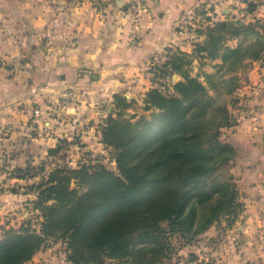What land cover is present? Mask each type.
Listing matches in <instances>:
<instances>
[{"label": "crops", "instance_id": "obj_1", "mask_svg": "<svg viewBox=\"0 0 264 264\" xmlns=\"http://www.w3.org/2000/svg\"><path fill=\"white\" fill-rule=\"evenodd\" d=\"M131 2L0 0V217L12 212L20 225L26 214L20 219L14 211L35 198L24 188L39 179L10 177L11 171L41 164L79 132L84 152L106 153L100 129L117 112L116 95L136 102L128 114H142L152 88L149 62L169 48L193 51L179 27L185 15L205 4L217 20L243 17L249 24L264 18V0H148L150 12L135 27L126 11ZM215 64H223L222 57ZM242 64L237 72L248 86L237 94L251 89L245 100L259 117L257 125L243 122L231 133L237 157L230 172L244 209L232 227L222 220L203 233L195 249L182 253L185 264H264V66L251 60ZM73 91L77 98L69 96ZM35 110L41 118L34 117ZM78 157L72 145L70 165ZM60 244L26 264H68Z\"/></svg>", "mask_w": 264, "mask_h": 264}, {"label": "trees", "instance_id": "obj_2", "mask_svg": "<svg viewBox=\"0 0 264 264\" xmlns=\"http://www.w3.org/2000/svg\"><path fill=\"white\" fill-rule=\"evenodd\" d=\"M259 24L217 21L193 54L167 49L166 59L149 70L154 87L141 115L128 114L136 102L116 95L117 112L100 129L114 168L98 159L72 167V145L82 148L74 139L61 141L41 164L11 171L10 177L39 180L25 187L35 197L31 216L19 228L2 226L0 264H26L58 242L69 264H160L177 253L175 241L191 245L222 220L232 227L244 208L232 176L223 181L219 173L237 157L221 140L222 128L236 126L235 118L189 67L201 53L222 57L230 71L262 59ZM227 37L248 45L225 47ZM174 75L181 77L176 84Z\"/></svg>", "mask_w": 264, "mask_h": 264}, {"label": "rangeland", "instance_id": "obj_3", "mask_svg": "<svg viewBox=\"0 0 264 264\" xmlns=\"http://www.w3.org/2000/svg\"><path fill=\"white\" fill-rule=\"evenodd\" d=\"M204 5L205 4H200L193 10L196 12L197 18L200 19H198V21L192 19L190 21V25L185 26L186 36L193 45V51L189 54L194 53L195 42L196 43L205 42V37H206L205 33L208 30V28L212 27L217 21H222V20H217V17H215V15L213 14L212 8H207V6ZM259 20H260V24L256 26V30L257 27L259 26L261 27V25L264 26V18H261ZM237 21L243 22V17L239 18ZM249 24H251V22H249ZM235 39L239 41L237 47L241 44H243L244 46L248 45V42H246L241 38L238 39V38H230V37H227V39L225 40V45L228 44V41ZM225 47L232 48L229 45ZM217 58L215 59L210 58L207 56L206 53L195 54L193 55V62L189 67V71L193 77H198L200 81H202L208 87L210 96L216 99L217 104L226 105V107H228V109H230L231 112L233 113L234 118L240 120L238 123H236V126L232 128H222L221 130V140L231 144L232 134L234 133L233 130H235V128L239 127L243 122L247 123L249 121L252 122V124L257 125L259 123V117L254 115L253 111L249 109L247 105V101L245 100L249 92H251V89L249 90L242 89V91L237 94L240 88L248 86V83H246V81L243 79L244 77H241L239 75V72H237V70L241 69V66H243V64H239L237 67L238 69L234 71H230L229 67H231L232 65L227 66L223 64L220 65L215 64ZM258 62L262 66H264V55L262 59L258 60ZM245 65L247 66V64H244V66ZM251 87L254 88L253 85ZM239 95L243 96L242 100L240 99ZM140 113H143V110H141ZM93 153L97 157L96 159H98L100 162L107 164L109 167L113 168L111 155L108 152L105 153L97 150V152H93ZM93 160H95V158ZM76 165H78V160L76 161V164H73L71 166L76 167ZM231 169H232V162L229 165L224 166L220 170L219 179L223 181H227L230 180V176H232V182L235 183L234 177L230 172ZM24 193L33 195V193H28L27 188H24ZM22 205L23 206L15 210L14 213L17 214L18 218L20 219L22 213L26 214L25 218H29L31 216L30 208H32V203L26 200ZM11 213L12 212H8L6 215L0 217V221L2 222L5 221L6 217L11 215ZM196 242H193L191 245H181L183 243H179L178 241H175V247L177 248V253L166 261H169L168 263L171 264H178V263L185 264L186 261L185 259H183L182 253L187 251V249L190 250H192V248L195 249V246L197 245ZM53 244L55 243H51L50 246H52ZM63 246L64 245H61L59 248L61 252L63 251Z\"/></svg>", "mask_w": 264, "mask_h": 264}, {"label": "built area", "instance_id": "obj_4", "mask_svg": "<svg viewBox=\"0 0 264 264\" xmlns=\"http://www.w3.org/2000/svg\"><path fill=\"white\" fill-rule=\"evenodd\" d=\"M126 11L130 15V17H131V19L133 21V24L136 27V26H138L140 24V21L142 20V18L146 14H148L150 12V6L148 4V0H132V2L127 7ZM192 19L195 20V21H198V19H200V18H197L195 11H192L189 14L185 15L181 19L179 27L182 28V29H185V26L190 25V21ZM257 31L264 35V26L261 25V27L260 26L257 27ZM165 55H167V51H165L163 55H160V56H157V57L153 58L148 64V70H150L151 67L156 65V63H158L159 61H164L166 59ZM150 75H151V73H150ZM172 79H173V77H172ZM172 79H171V81H172ZM151 84H152V88H153L154 87V83H153V80H152V75H151ZM69 96L71 98H77V94L74 91L70 92ZM34 117L36 119L41 118V111L40 110H35L34 111ZM239 121H240L239 119H235L236 123H238ZM105 124L103 126H105ZM80 136H81V134L79 132V133H77L75 135L74 139H79ZM76 147L78 149V156H79L78 157V163L80 161H82V162L84 161L85 162V161L91 160V161L94 162L96 160L97 157L95 156V154L93 152H91V153L88 152L87 153V152H84L82 150V148H79L77 145H76ZM94 158H95V160H93ZM112 162H113V168H114L115 167V162H114L113 159H112ZM7 223H9V225L14 227V228H19V226H20L19 224L15 223V218L13 217V215L7 216L5 221H3V222L0 221V237H1L2 233H3L2 226L4 224H7Z\"/></svg>", "mask_w": 264, "mask_h": 264}, {"label": "water", "instance_id": "obj_5", "mask_svg": "<svg viewBox=\"0 0 264 264\" xmlns=\"http://www.w3.org/2000/svg\"><path fill=\"white\" fill-rule=\"evenodd\" d=\"M179 78H181L179 75H174L172 79V83L176 84L179 81Z\"/></svg>", "mask_w": 264, "mask_h": 264}]
</instances>
